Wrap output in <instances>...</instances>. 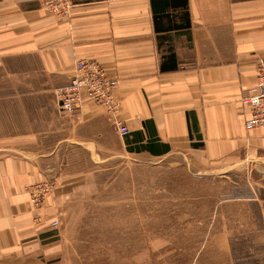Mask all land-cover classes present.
I'll use <instances>...</instances> for the list:
<instances>
[{
	"label": "crops",
	"instance_id": "crops-1",
	"mask_svg": "<svg viewBox=\"0 0 264 264\" xmlns=\"http://www.w3.org/2000/svg\"><path fill=\"white\" fill-rule=\"evenodd\" d=\"M262 57L264 0H0V264H50L58 251L60 187L39 207L30 191L56 181L63 153L264 161V125L246 130L240 101ZM78 58L118 79L128 135L92 101L59 111Z\"/></svg>",
	"mask_w": 264,
	"mask_h": 264
},
{
	"label": "rangeland",
	"instance_id": "rangeland-1",
	"mask_svg": "<svg viewBox=\"0 0 264 264\" xmlns=\"http://www.w3.org/2000/svg\"><path fill=\"white\" fill-rule=\"evenodd\" d=\"M63 155L36 183L46 198L60 187L50 264H264V161Z\"/></svg>",
	"mask_w": 264,
	"mask_h": 264
},
{
	"label": "built area",
	"instance_id": "built-area-1",
	"mask_svg": "<svg viewBox=\"0 0 264 264\" xmlns=\"http://www.w3.org/2000/svg\"><path fill=\"white\" fill-rule=\"evenodd\" d=\"M256 71L255 86L251 90L245 91L240 98L242 105L249 111L244 120L246 130L264 125V57L257 60ZM117 83L116 77L108 75L95 59L78 58L75 60L74 73L68 84L57 89L58 109L62 113H70L79 108L86 100L103 105L114 116L117 132L121 136L128 135L130 129L124 121L116 118L119 103L114 98V89ZM43 185L45 186L41 187L40 184H36L31 188L30 202L34 206L47 199V191H41L48 186L47 184ZM57 224L56 219L51 221L52 226Z\"/></svg>",
	"mask_w": 264,
	"mask_h": 264
}]
</instances>
